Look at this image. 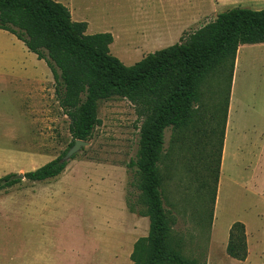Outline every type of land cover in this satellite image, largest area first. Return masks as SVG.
I'll return each mask as SVG.
<instances>
[{
  "label": "rangeland",
  "instance_id": "obj_1",
  "mask_svg": "<svg viewBox=\"0 0 264 264\" xmlns=\"http://www.w3.org/2000/svg\"><path fill=\"white\" fill-rule=\"evenodd\" d=\"M54 1L67 7L74 21L86 22L87 34H113L110 54L125 66L179 42L230 8L264 9V0ZM169 20L173 25L166 27ZM162 24L166 31L155 40L151 29ZM181 26L184 30L175 32ZM138 34L152 41L149 49L142 50ZM242 47L216 186L204 155L218 151L217 136L208 134L214 126L210 112L226 98L227 81L210 79L205 86L204 134L195 139L187 133L189 141L181 144L170 129L164 132L159 163L163 207L182 254L203 264H264V48ZM55 87L46 63L0 29V178L23 175L68 151L69 120ZM97 118L89 145L66 161L59 176L42 182L22 178L0 191V264H132L133 245L149 228L148 218L126 206L138 195L128 164L136 157L141 119L119 97L99 101ZM216 128L218 133L220 123ZM214 152L211 166L218 158ZM235 222L246 229L248 257L243 262L226 254Z\"/></svg>",
  "mask_w": 264,
  "mask_h": 264
},
{
  "label": "trees",
  "instance_id": "obj_2",
  "mask_svg": "<svg viewBox=\"0 0 264 264\" xmlns=\"http://www.w3.org/2000/svg\"><path fill=\"white\" fill-rule=\"evenodd\" d=\"M0 29L21 41L52 72L58 104L69 120V149L76 140L91 138L99 122V101L119 97L134 106L141 124L136 157L128 168L133 170L138 195L135 203L127 199L126 206L131 213L148 218L149 228L147 236L133 245L132 264H203L182 254L163 207L159 163L164 132L170 129L181 144L189 141L187 133L195 139L204 134L205 86L210 79L222 77L227 81L226 98L218 100L210 112L214 126L208 134L217 136L218 147L213 146L218 151L213 152L218 158L211 166L213 152L204 155L205 170L216 186L236 53L239 46L264 44V9L230 8L184 34L179 42L149 53L131 66L110 54V33L86 34L87 23L74 21L69 9L54 0H0ZM194 145H198L196 140ZM62 158L21 176L1 177L0 191L13 187L22 178L30 182L56 178L67 165ZM215 194L216 188L211 190L212 204ZM136 206L140 209L135 210ZM226 254L239 262L246 260L243 223L230 226Z\"/></svg>",
  "mask_w": 264,
  "mask_h": 264
},
{
  "label": "crops",
  "instance_id": "obj_3",
  "mask_svg": "<svg viewBox=\"0 0 264 264\" xmlns=\"http://www.w3.org/2000/svg\"><path fill=\"white\" fill-rule=\"evenodd\" d=\"M85 19V18H84ZM78 21V20H77ZM78 22H83V21H78ZM165 23V22H164ZM177 24H180L181 25V23H177V21H176V24L175 25H177ZM166 25V27L167 26H170V25H173V23L169 20V21H167V24H165ZM165 25L164 24H162L161 26L159 25H155L154 26V29H151V32L152 33H154V37H156V38H154L155 40H157V39H160L162 36H163V32H165L166 30H165ZM184 28L185 27H179V28H177V29H175V32H176V30H184ZM86 31H87V29H86ZM112 31V30H111ZM110 31V32H111ZM175 32L174 33H172V34H174V37H172V39H176V38H178V34H175ZM86 34H87V32H86ZM172 34H168L167 35V37H166V39H169L171 36H172ZM111 35H113V34H111ZM138 36H139V40L141 41V44H143L142 46H141V48H142V50H147V49H149L150 48V46H148V44L150 43H152V41H149V43H147L148 41L146 40V37L145 36H147V35H141V34H138ZM113 39H114V37H113ZM173 44V43H172ZM256 45V47H258V48H264V44H255ZM242 46H239V48H238V50H237V53H236V57H235V64H234V73H235V71L237 70V73H236V75L234 76L233 75V79H232V88H234V85H237V75H238V66H239V63H240V58H237L238 57V52L239 51H241V54H242ZM235 83V84H234ZM234 91H235V89H234ZM231 92L230 93V103H229V106H228V114H227V122H228V115H229V108H230V106H231V99L232 100H234V95H235V92ZM232 108H233V106H232ZM232 108H231V111H232ZM227 122H226V130L228 131V128H229V126H228V124H227ZM227 131H226V134H225V142H224V157H223V160H224V158H225V156H226V158H227V154L225 155V150H226V146H227V142H228V137H229V133H227ZM222 166H223V161H222ZM247 257H248V255H247ZM247 259V258H246ZM246 261V260H245Z\"/></svg>",
  "mask_w": 264,
  "mask_h": 264
},
{
  "label": "water",
  "instance_id": "obj_4",
  "mask_svg": "<svg viewBox=\"0 0 264 264\" xmlns=\"http://www.w3.org/2000/svg\"><path fill=\"white\" fill-rule=\"evenodd\" d=\"M89 143L87 141L76 140L71 148L66 152L62 158V162L68 161L74 154H76L81 148L87 147ZM21 176V175H20Z\"/></svg>",
  "mask_w": 264,
  "mask_h": 264
}]
</instances>
